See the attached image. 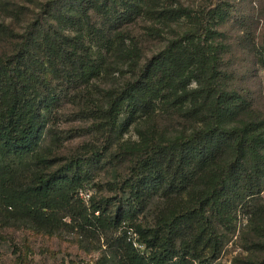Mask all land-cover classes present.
Wrapping results in <instances>:
<instances>
[{
  "label": "trees",
  "instance_id": "obj_1",
  "mask_svg": "<svg viewBox=\"0 0 264 264\" xmlns=\"http://www.w3.org/2000/svg\"><path fill=\"white\" fill-rule=\"evenodd\" d=\"M131 1L40 0L0 57V225L72 234L99 251L93 264H191V257L204 264L214 258L218 227L246 207L259 252L237 264H264V208L248 211L264 186V129L250 97L221 81L213 38L223 0H208L194 27L147 58L121 27L135 12ZM182 15L189 16L184 7H165L156 18ZM103 52L114 57L111 74L120 82L86 102L88 128L102 141L59 157L61 140L49 125L52 79L86 83L106 75ZM157 109L171 111L179 129L170 134L155 122L138 129L137 140L117 146L127 169L113 175L114 194L88 193L85 202L90 165L113 137ZM149 207L151 221L139 214ZM91 241L98 245L89 248Z\"/></svg>",
  "mask_w": 264,
  "mask_h": 264
},
{
  "label": "rangeland",
  "instance_id": "obj_2",
  "mask_svg": "<svg viewBox=\"0 0 264 264\" xmlns=\"http://www.w3.org/2000/svg\"><path fill=\"white\" fill-rule=\"evenodd\" d=\"M39 1L0 0V57L11 50L15 34L23 31L35 17ZM131 3L135 12L121 27L139 41L143 58H147L162 49L170 37L194 27L208 0H132ZM165 7H184L189 16H176L170 22H160L156 15ZM222 9L223 17L214 20L218 34L213 38L218 46L221 81L226 88L250 97V109L255 110L257 120L263 123L259 125L264 129V69L261 66L264 58V0H223ZM102 54L108 71L106 75L86 83L66 82L57 76L52 79L51 88L57 100L53 103L49 125L61 140L59 157L81 152L84 143L96 148L102 141L100 135L88 128L93 113L86 102L89 98L103 96L107 89L120 82L118 76L111 74L114 57L105 52ZM2 95L0 91V99ZM171 114L169 110L157 109L152 115L154 119L152 116L138 118L121 138L113 137L105 155L90 165V182L84 187L85 192L90 195L114 194L113 175L127 169L125 158L116 156L117 146L137 140V130L144 131L152 122L161 124L166 132L174 133L179 129V120ZM242 119L246 116L238 115V121ZM149 208L139 214L151 221L153 213ZM254 208H264V186L260 199L251 203L248 211ZM246 209L238 208V214L229 226L218 227L219 240L214 258L204 264H237L243 257L258 254L251 244L254 224L248 221ZM97 245V241H91L88 247ZM98 255L97 250L87 251L84 242L80 245L72 234L48 236L0 225V264H93ZM189 261L199 264V258L191 257Z\"/></svg>",
  "mask_w": 264,
  "mask_h": 264
},
{
  "label": "built area",
  "instance_id": "obj_3",
  "mask_svg": "<svg viewBox=\"0 0 264 264\" xmlns=\"http://www.w3.org/2000/svg\"><path fill=\"white\" fill-rule=\"evenodd\" d=\"M80 195L84 198L85 202L87 201L89 194L88 193H83L81 192ZM133 245L136 247H140L141 245H139L136 241L133 240Z\"/></svg>",
  "mask_w": 264,
  "mask_h": 264
}]
</instances>
